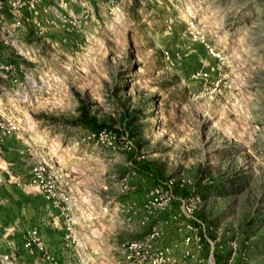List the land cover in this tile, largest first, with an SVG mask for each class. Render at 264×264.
Segmentation results:
<instances>
[{
	"label": "rangeland",
	"instance_id": "374dc122",
	"mask_svg": "<svg viewBox=\"0 0 264 264\" xmlns=\"http://www.w3.org/2000/svg\"><path fill=\"white\" fill-rule=\"evenodd\" d=\"M0 116V234L39 226L58 264H264V0H0Z\"/></svg>",
	"mask_w": 264,
	"mask_h": 264
},
{
	"label": "built area",
	"instance_id": "2783aa9c",
	"mask_svg": "<svg viewBox=\"0 0 264 264\" xmlns=\"http://www.w3.org/2000/svg\"><path fill=\"white\" fill-rule=\"evenodd\" d=\"M15 130L16 125L13 122L7 121L0 116V146L3 145L4 139L14 133ZM8 164L11 163L6 161L7 166ZM30 174V177L25 180L29 181L28 186L33 187L35 195L37 193L42 194L41 197L45 203L50 202L53 206L61 209L60 226L68 232L71 228L66 207L68 196L63 191L59 192L57 187L58 177L43 162L33 164ZM10 176L18 185L22 186V181L24 180L21 175L10 173ZM54 225L57 227L59 221H56ZM3 229L4 232L0 234V264H16L15 262L22 250L28 254H40V264H58L57 257L47 247L39 226L25 229L20 236L14 226H3Z\"/></svg>",
	"mask_w": 264,
	"mask_h": 264
}]
</instances>
